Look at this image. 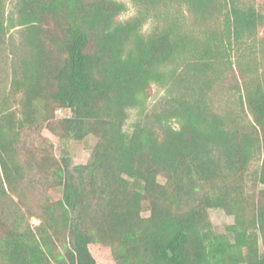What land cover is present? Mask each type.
I'll return each instance as SVG.
<instances>
[{
    "label": "trees",
    "instance_id": "1",
    "mask_svg": "<svg viewBox=\"0 0 264 264\" xmlns=\"http://www.w3.org/2000/svg\"><path fill=\"white\" fill-rule=\"evenodd\" d=\"M133 1L0 0V264H264V0Z\"/></svg>",
    "mask_w": 264,
    "mask_h": 264
},
{
    "label": "rangeland",
    "instance_id": "2",
    "mask_svg": "<svg viewBox=\"0 0 264 264\" xmlns=\"http://www.w3.org/2000/svg\"><path fill=\"white\" fill-rule=\"evenodd\" d=\"M122 2L125 3L126 5V9L124 12L121 13L119 19H128L131 16L135 15L137 13V10L139 8V5L137 3H134L133 0H120ZM258 6H263L262 5V1L261 0H256ZM16 0H7V7H6V11L7 13H15V4ZM263 8V7H262ZM263 10V9H262ZM155 21L153 19H149L142 27L143 32H149L151 30V27L153 25ZM18 30L13 29L11 30L12 35H14V37L17 39L19 38V33L17 32ZM166 95V91L165 88L153 83L150 87V95L147 98V106L148 107H152L153 105H156L161 99L164 98V96ZM11 101H13L12 98H10ZM69 112L68 111H64V110H57L56 111V115L58 117H62L65 115H68ZM137 121V115H136V110L133 108H129L127 109V117L124 121V129L127 131H131L135 125V122ZM29 139L33 140V135L29 134ZM53 143H54V147H55V153L56 154H60L61 152H67L68 155L70 156V163L71 166L76 165V164H80V163H84L86 162L90 150L92 148V146L95 144L96 139L93 136H88L85 139L81 140V141H76L73 139H66V140H57L55 138H53ZM260 165V158L259 157H255L251 163L249 164L248 167V174H247V183L249 186L254 185L253 183V173H255L257 171V169L259 168ZM159 180L162 182L163 178H159ZM263 185H259V187H262ZM38 197V196H36ZM144 214H147V212H145ZM209 214H210V219L213 223V227L215 229L216 232L218 233H222L224 232V228L227 224H229L230 222H232V217L226 215L222 210L220 209H210L209 210ZM30 222L32 224H36L38 223V220L34 217L30 218Z\"/></svg>",
    "mask_w": 264,
    "mask_h": 264
}]
</instances>
